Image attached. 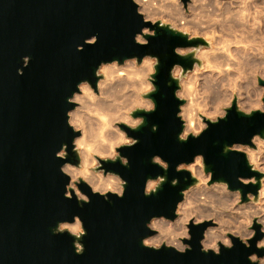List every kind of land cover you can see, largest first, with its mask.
<instances>
[{"label":"water","instance_id":"obj_1","mask_svg":"<svg viewBox=\"0 0 264 264\" xmlns=\"http://www.w3.org/2000/svg\"><path fill=\"white\" fill-rule=\"evenodd\" d=\"M142 26L131 0H0V264H250V253L264 256V250L255 247L262 236L255 224L252 247L245 248L238 238H232L235 247L226 250L221 246L218 256L200 251L199 240L207 224L191 228L192 239L185 242L191 243L192 250L185 254L141 245L149 217L175 218L180 190L194 183L189 173L176 172L175 165L191 162L198 152L204 154L214 180L227 181L230 187L256 196L259 185L244 186L236 180L238 175H258L249 170L244 155L223 154L221 149L233 142L250 144L253 133L264 137V115L245 117L233 105L226 120L210 125L198 139L180 142L181 122L175 116L179 102L173 96L178 84H166L168 70L173 63L189 70L194 61L173 53L175 46L186 41L166 28H157L148 46L135 44L132 37ZM91 35L98 37L97 42L77 51L76 45ZM144 54L161 60L155 80L158 91L151 94L156 110L136 113L146 120L137 131L120 125L139 141L119 149L130 167L121 166L118 160L104 164L127 180L125 194L122 199L109 194L108 202L81 182L78 186L91 203L79 207L74 194L71 200L63 197L69 178L59 171L64 161L54 155L67 143L70 162H79L71 151L72 137L79 133L67 126L65 116L66 109L74 105L66 104L65 98L82 79L95 89L94 70L101 61L115 58L122 63L124 58ZM24 55L31 60L23 75H18ZM153 124L157 125L155 132ZM154 154L169 163L166 173L150 162ZM158 174L167 176V182L157 194L145 197V178ZM173 177L179 181L175 187L170 183ZM74 215L87 229L82 255L75 253L74 238L67 231L56 235L51 231L58 221H72Z\"/></svg>","mask_w":264,"mask_h":264},{"label":"clouds","instance_id":"obj_2","mask_svg":"<svg viewBox=\"0 0 264 264\" xmlns=\"http://www.w3.org/2000/svg\"><path fill=\"white\" fill-rule=\"evenodd\" d=\"M131 4L145 25L133 35L135 44L148 46V38L157 36V28H166L186 41L175 46L173 53L194 61L189 70L180 63H173L168 70L170 79L166 84H178L173 96L179 102L175 116L181 122L177 133L180 142L186 143L189 137L198 139L210 125L226 120L233 105L245 117L264 115V0H131ZM97 40L96 35L85 37L76 50L83 51L84 44L93 45ZM198 40L206 43H192ZM30 60L28 55L21 57L18 75H23ZM160 63V57L151 54L127 57L123 63L115 58L101 61L94 70L95 89L89 80L82 79L65 98L66 104L74 105L66 109V124L73 133H79L71 140V151L79 160L77 165L69 160L67 143L54 153L64 161L59 166L60 173L69 178L64 185L65 199H73L74 194L77 206L91 203L90 196L78 186L81 182L105 201L111 202L109 194L123 198L127 180L105 169L104 164L118 160L121 166L130 167L128 157L119 149L135 146L139 141L120 125L137 131L146 120L136 113L156 110L151 94L158 91L155 80ZM151 128L157 131V125ZM221 151L244 155L249 170L258 175H238L236 180L244 186L259 185V197L251 191L232 188L227 181L214 180L204 154L198 152L191 162L175 165L176 172L189 173L194 183L180 190L182 199L176 203L174 219L152 215L144 222L147 234L140 240L143 247L153 251L167 247L185 254L192 250L191 243L185 242L192 239L191 228L207 224L199 240L200 251L218 256L221 246L226 250L235 247L232 238H238L245 248L252 247L250 241L257 234L255 224L262 234L255 247L264 250V137L253 133L250 144H224ZM150 162L165 173L170 167L158 154L152 155ZM166 182L165 175L145 178L143 195L157 194ZM178 182L173 177L170 183L175 187ZM51 231L54 235L67 231L74 238L75 253H84L82 240L87 229L78 215L73 216L72 222L58 221ZM247 259L250 264H264V256L256 252Z\"/></svg>","mask_w":264,"mask_h":264},{"label":"bare ground","instance_id":"obj_3","mask_svg":"<svg viewBox=\"0 0 264 264\" xmlns=\"http://www.w3.org/2000/svg\"><path fill=\"white\" fill-rule=\"evenodd\" d=\"M80 167L82 168L83 167V163L80 164ZM256 197L258 198L259 197V193L256 194ZM179 210V209H178ZM67 222H72V221H67Z\"/></svg>","mask_w":264,"mask_h":264},{"label":"rangeland","instance_id":"obj_4","mask_svg":"<svg viewBox=\"0 0 264 264\" xmlns=\"http://www.w3.org/2000/svg\"><path fill=\"white\" fill-rule=\"evenodd\" d=\"M206 43V42H205ZM123 63V62H122ZM254 147V146H253ZM79 163V162H78Z\"/></svg>","mask_w":264,"mask_h":264}]
</instances>
